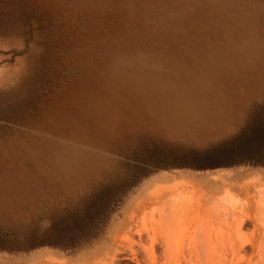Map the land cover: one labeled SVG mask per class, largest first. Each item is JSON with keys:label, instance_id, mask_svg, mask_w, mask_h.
<instances>
[{"label": "rangeland", "instance_id": "374dc122", "mask_svg": "<svg viewBox=\"0 0 264 264\" xmlns=\"http://www.w3.org/2000/svg\"><path fill=\"white\" fill-rule=\"evenodd\" d=\"M263 100L264 0H0V264H264L263 166L132 177Z\"/></svg>", "mask_w": 264, "mask_h": 264}, {"label": "trees", "instance_id": "16d2710c", "mask_svg": "<svg viewBox=\"0 0 264 264\" xmlns=\"http://www.w3.org/2000/svg\"><path fill=\"white\" fill-rule=\"evenodd\" d=\"M153 151V150H151ZM155 151V150H154ZM159 151V152H158ZM137 152V151H135ZM156 155L159 157H172V163L166 165L159 162L138 161L142 171L132 174L133 181L135 178L145 176L159 169L168 167H190L194 169H213L218 167H230L243 163L260 165L264 167V100L249 110L247 118L239 131L206 148H189V149H170L168 152L157 150ZM114 197V196H113ZM112 197V198H113ZM110 199L103 205L94 207L95 216H106L107 210L114 202ZM102 220V219H101ZM101 220L91 227V232L80 229L59 231L55 230L56 238L54 241H33V247L40 245H55L66 249L79 246L81 241L89 238L99 227ZM31 242V241H30ZM3 246L0 245V248ZM27 247H30L27 245ZM8 248V247H6ZM16 248V247H14ZM19 248V247H17Z\"/></svg>", "mask_w": 264, "mask_h": 264}, {"label": "bare ground", "instance_id": "6f19581e", "mask_svg": "<svg viewBox=\"0 0 264 264\" xmlns=\"http://www.w3.org/2000/svg\"><path fill=\"white\" fill-rule=\"evenodd\" d=\"M55 261H57L56 263H54ZM45 262L48 264H65L66 263V259L64 258H58V257H53V256H48L45 259Z\"/></svg>", "mask_w": 264, "mask_h": 264}]
</instances>
